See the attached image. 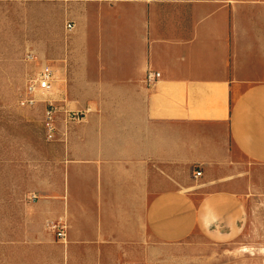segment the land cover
Instances as JSON below:
<instances>
[{
  "label": "crops",
  "instance_id": "0c3cea01",
  "mask_svg": "<svg viewBox=\"0 0 264 264\" xmlns=\"http://www.w3.org/2000/svg\"><path fill=\"white\" fill-rule=\"evenodd\" d=\"M75 5L54 98L89 111L57 122L62 168L41 204L66 224L55 264H140L246 230L259 239L264 0ZM147 70L160 73L154 86Z\"/></svg>",
  "mask_w": 264,
  "mask_h": 264
},
{
  "label": "rangeland",
  "instance_id": "374dc122",
  "mask_svg": "<svg viewBox=\"0 0 264 264\" xmlns=\"http://www.w3.org/2000/svg\"><path fill=\"white\" fill-rule=\"evenodd\" d=\"M78 2L0 0V264H55L58 259L49 226L59 218L50 217L41 204L62 168L61 148L46 138L44 105L22 108L18 99L37 66L26 62L27 53L39 62L67 57L72 35L67 25ZM260 210L259 239L246 230V239L216 246L201 240L195 248L168 249L140 264H264V251L258 250L264 249L263 205ZM128 263L138 264L122 262Z\"/></svg>",
  "mask_w": 264,
  "mask_h": 264
},
{
  "label": "built area",
  "instance_id": "2783aa9c",
  "mask_svg": "<svg viewBox=\"0 0 264 264\" xmlns=\"http://www.w3.org/2000/svg\"><path fill=\"white\" fill-rule=\"evenodd\" d=\"M67 28L72 29V24H68ZM26 62L37 64V66L25 82L23 92L18 99V105L22 108H33L38 103H42L44 105L43 125L46 138L48 141H56L57 122L60 117L66 124L80 122L89 109L73 111L69 110L66 105H59L61 102L54 98L58 94V90L56 89L57 71L53 61L39 62L35 55L27 53ZM159 77L160 73L147 70L145 83L149 87L154 86ZM201 174V171L197 170L194 172V178H199ZM30 199L35 201L37 197L32 195ZM49 229L59 241L66 240V224L63 222L52 223Z\"/></svg>",
  "mask_w": 264,
  "mask_h": 264
},
{
  "label": "bare ground",
  "instance_id": "6f19581e",
  "mask_svg": "<svg viewBox=\"0 0 264 264\" xmlns=\"http://www.w3.org/2000/svg\"><path fill=\"white\" fill-rule=\"evenodd\" d=\"M261 250L264 251V249H260V251H261ZM249 251H253V250H249ZM244 252H248V250L245 249Z\"/></svg>",
  "mask_w": 264,
  "mask_h": 264
}]
</instances>
